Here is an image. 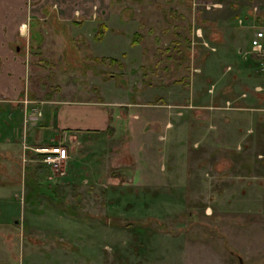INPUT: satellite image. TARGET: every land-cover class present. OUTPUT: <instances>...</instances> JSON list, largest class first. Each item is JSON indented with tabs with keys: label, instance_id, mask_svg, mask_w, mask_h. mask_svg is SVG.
Masks as SVG:
<instances>
[{
	"label": "rangeland",
	"instance_id": "obj_1",
	"mask_svg": "<svg viewBox=\"0 0 264 264\" xmlns=\"http://www.w3.org/2000/svg\"><path fill=\"white\" fill-rule=\"evenodd\" d=\"M231 3L113 0L110 24L122 32L111 27L110 36L121 39L102 46L103 38L100 55L119 65L94 62L67 30L29 40L27 93L0 105V264H264V126L254 122L264 111L247 109L264 107V66L225 45L247 48L264 1ZM134 32L142 37L129 51ZM88 97L136 104L159 145L135 160L127 129L113 122L123 111L107 106L118 115L102 135L71 151L59 144L63 175L35 161L33 149L58 145L54 107ZM203 103L219 108L205 112ZM231 108L253 113L251 134L244 118L231 119L245 135L230 141L221 131L224 143L203 151V112H217L230 135V122L222 125ZM24 134L42 145H24Z\"/></svg>",
	"mask_w": 264,
	"mask_h": 264
},
{
	"label": "crops",
	"instance_id": "obj_2",
	"mask_svg": "<svg viewBox=\"0 0 264 264\" xmlns=\"http://www.w3.org/2000/svg\"><path fill=\"white\" fill-rule=\"evenodd\" d=\"M215 1L220 4L218 9L222 8L221 6H226V4L228 7H234V3H231L234 0ZM236 1L242 2V0ZM244 1H249L253 4V2L264 0ZM112 4L113 0H0V105L3 103H18L26 95L29 77L28 53H26V51H29V46L27 47V43L30 42L29 40L34 41L35 38L37 43H39L42 38V32L40 30H67L70 33L69 41L79 39L85 43L86 46L84 45V47L88 48V50L87 48L85 50L89 52V54L86 55H90L94 62L102 63L106 61L105 58H112L107 55L108 53L100 55L103 38L104 41L102 46L105 43V39L107 40L110 38V40L116 43H118L121 39L115 35L114 37L110 36L111 27L112 31L120 30V32H122L121 27H117L116 25L111 26L112 24H110V21L113 19L111 16ZM261 11L264 13V10ZM118 25L121 26L120 23ZM95 28H98L100 32L103 31V33L98 32L101 36H96L97 42H95L96 45L93 47V34L95 32ZM89 36L90 38H88ZM225 43V45L230 47V49L232 47H236L237 53H246V51H248V45L247 48L245 47V49H243V47L235 45V42L232 39L225 41ZM127 46L129 51L132 47H134L130 45V42H128ZM215 47V52L219 53L217 48L222 47V43L215 42ZM95 48L99 49L95 50ZM125 53L126 52H122L120 56H125ZM253 56L258 59L255 61L256 64H258V62L260 64L261 62V66H264V54H255ZM114 58L117 59V57ZM91 74L94 77L92 70ZM97 75H99V73ZM101 79V81L104 82L105 78L102 77ZM110 79L105 80V83H107ZM99 89L100 87H98V90ZM101 98L88 97L84 101H69L66 102V104H61L60 102L59 107L55 106L54 108L57 110L55 115L57 128H55L56 130H59V132L57 135H52V137H56L58 143L53 139L48 141H51V143H57L58 145L62 143L65 148H69V151H71L74 145L77 144L78 140L81 139L86 142V140L88 141V139L92 138L91 135H102L106 130V127L111 126V124H109V118L112 119V115H115L118 111L113 109L112 113H107V106H113L120 107L119 109L123 111L121 119L116 118L118 119L117 122L115 120L113 122L118 123L121 121V125L127 129L130 143L129 150L130 152H134L133 157L135 160H138V158L141 157L139 153L140 150L143 149L142 147L147 145V148L150 149L154 143L159 145L157 144V141L159 140H157L156 137H151L143 131V126L147 120H144V122L139 121V113L138 110H136L137 108H135L137 106L136 104L129 102L124 103L118 100L108 101ZM164 106L168 105L164 104ZM199 107L205 112L211 110L212 108H219L217 105L209 107V104L206 105L204 103L200 104ZM247 109L252 111H259V109H261L264 111V107H262V105ZM231 110H235L237 112L235 113L230 111L222 125L226 126V123L230 122V135L227 130L225 131L224 127L219 129L221 126L218 123L217 112L212 115L210 113L203 112V118L206 120L205 122H209L207 117L210 116L214 118L213 120L210 119L212 122H217L215 124L216 129L208 128V126L205 125V122L202 124L201 129L203 130V135L200 136L202 140L199 139L198 143L201 145L203 151L206 150L207 153H209L212 151V148H219L216 145H222L224 143L222 142L221 131L222 135L224 134L226 137L229 136L228 140L230 141L237 140L236 138L242 135V132H239L240 130L236 129L234 127L235 125H232L231 119H234L235 122L238 123L241 118H244L245 120L242 123L246 126V137L251 134L253 121L249 118L253 116V113L250 114L246 112L245 115L242 116L240 111H243V108H231ZM162 115V118L167 117V114ZM257 116L254 121L256 123L255 126H264V115L261 117ZM159 124L162 125V121L159 122ZM155 125L157 126V124ZM164 126L165 125L163 123V127ZM244 135L245 134L242 136ZM25 139L26 136L24 134L23 144L26 146H28L29 143L42 145L41 143L43 141V138H41L38 142L30 141L25 143ZM149 140L150 143L148 142ZM64 141H67L69 144H63ZM263 156L264 155H262V157ZM156 175L160 176L159 172L156 171ZM142 180L145 184H155L154 180L156 182L157 178H153V180L150 179L151 181L145 178H142Z\"/></svg>",
	"mask_w": 264,
	"mask_h": 264
},
{
	"label": "built area",
	"instance_id": "obj_3",
	"mask_svg": "<svg viewBox=\"0 0 264 264\" xmlns=\"http://www.w3.org/2000/svg\"><path fill=\"white\" fill-rule=\"evenodd\" d=\"M210 6L220 7V5ZM208 7L206 5V9ZM258 26L248 40V53L250 54H264V23ZM33 150L35 151V161L58 175L64 174L62 165L66 155L59 145L41 146Z\"/></svg>",
	"mask_w": 264,
	"mask_h": 264
},
{
	"label": "trees",
	"instance_id": "obj_4",
	"mask_svg": "<svg viewBox=\"0 0 264 264\" xmlns=\"http://www.w3.org/2000/svg\"><path fill=\"white\" fill-rule=\"evenodd\" d=\"M99 33H102V32H99ZM141 37H142V35H141L139 32H134L133 37H132V40L130 41V44H131V45H132V44L134 45V42L137 41V39H138V38H141ZM102 60H103V59H102ZM107 60L109 61V63H115V62H117L118 65H119V61L116 60V59L111 58V59H107ZM108 127H109V126L106 127V130L109 129Z\"/></svg>",
	"mask_w": 264,
	"mask_h": 264
}]
</instances>
